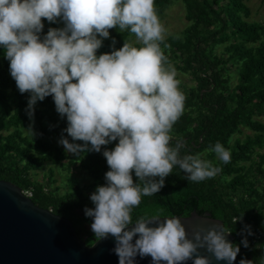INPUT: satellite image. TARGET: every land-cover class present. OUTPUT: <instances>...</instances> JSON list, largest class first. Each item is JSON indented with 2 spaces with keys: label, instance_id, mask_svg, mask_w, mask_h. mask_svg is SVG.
Instances as JSON below:
<instances>
[{
  "label": "trees",
  "instance_id": "1",
  "mask_svg": "<svg viewBox=\"0 0 264 264\" xmlns=\"http://www.w3.org/2000/svg\"><path fill=\"white\" fill-rule=\"evenodd\" d=\"M172 1L182 3L188 22L179 35L124 45L129 34L147 33L140 27L146 14L162 13ZM244 1L0 0V180L66 218L75 235L86 221V246L124 225L194 212L221 222V231L232 236L236 264H264V183L254 188L247 178L251 161L243 165L264 144V40L259 25L241 18L248 11ZM46 16L64 26L55 29ZM176 58L191 85L154 72L135 91H125L140 74L137 63L166 67ZM67 78L78 92L60 86ZM103 84L114 91L109 100ZM80 102L100 107L101 131L86 128L84 114L76 111ZM127 103L142 114L139 133L126 124ZM240 124L255 133L235 139L206 166L200 153L224 147ZM62 161L87 170L93 183L85 194L69 188L56 195L29 179V170ZM256 161L263 174L264 153Z\"/></svg>",
  "mask_w": 264,
  "mask_h": 264
},
{
  "label": "water",
  "instance_id": "2",
  "mask_svg": "<svg viewBox=\"0 0 264 264\" xmlns=\"http://www.w3.org/2000/svg\"><path fill=\"white\" fill-rule=\"evenodd\" d=\"M220 226L194 212L151 217L109 230L86 246L66 218L0 180V264H236L232 236Z\"/></svg>",
  "mask_w": 264,
  "mask_h": 264
},
{
  "label": "rangeland",
  "instance_id": "3",
  "mask_svg": "<svg viewBox=\"0 0 264 264\" xmlns=\"http://www.w3.org/2000/svg\"><path fill=\"white\" fill-rule=\"evenodd\" d=\"M105 5H110V3L105 2ZM244 4L247 8V15L243 16L242 19L248 23H254L261 28V40H264V11L263 3L261 0H245ZM46 19L53 25L55 29L63 27V23L59 18H50L46 16ZM188 24V22L183 18V7L180 1H172L163 10L162 13H149L146 14L142 20L140 27H146L148 29L144 36H140L137 33L129 34L123 41L124 45L130 47L133 44L142 43L150 38H160L165 35H179L181 30ZM96 38H106L107 34H93ZM223 46L214 47V53L220 54ZM140 68V74H133L132 79L127 86H125V91L131 93L139 87L140 80L145 76L154 72L158 73H170L174 76L182 86H189L192 84L190 78L180 70V64L176 59H171L170 63L166 67H153L151 65L137 63ZM235 64L231 61L227 64V74L229 79V84L231 85L235 79ZM24 74L26 76L34 75L35 72L32 70H25ZM66 90L78 92L77 87L70 79H66L60 84ZM104 97L106 100L114 97V91L112 89H106L103 84ZM83 101H86L84 99ZM86 106V108H85ZM78 113L84 114L86 128L90 131H101L104 128L101 110L98 105H93L91 103L85 104L80 102L76 108ZM123 113L126 117L127 126L136 133H139L143 126L142 114L136 106L127 103L123 109ZM256 120L263 123L262 117H257ZM22 135L28 136L29 133L26 130H21ZM255 132L244 124H240L230 135L227 144L216 149L214 154L209 155L208 150H204L200 153L204 164L207 166L212 162L218 161L224 154L225 150L232 145L235 139L242 140L245 136H252ZM46 140L50 141L55 145H59L63 148L64 152L69 153L68 148L60 145L59 140L54 136L46 137ZM258 153H264V144L260 148H254L250 153V160L244 162L243 165L248 166L247 178L251 182L254 188H260L264 183V166L261 168L263 174L259 172L256 155ZM29 179L31 181L38 183L48 190L53 191L56 195H62L70 191L69 188L81 191L82 194L86 193V184H92L93 180L88 174L87 170L80 163L67 164L62 161L59 163H49L44 162L40 165L37 170H29L27 172ZM72 180L74 186L69 185L68 180ZM82 212L76 211L78 216ZM89 224L83 221L76 228V236L78 239L82 240L87 232L89 231Z\"/></svg>",
  "mask_w": 264,
  "mask_h": 264
},
{
  "label": "built area",
  "instance_id": "4",
  "mask_svg": "<svg viewBox=\"0 0 264 264\" xmlns=\"http://www.w3.org/2000/svg\"><path fill=\"white\" fill-rule=\"evenodd\" d=\"M22 193H23L25 196H27V197H29V196H30V192H29V191H27V190H24V191H22Z\"/></svg>",
  "mask_w": 264,
  "mask_h": 264
}]
</instances>
